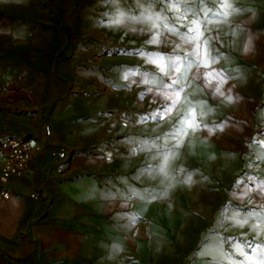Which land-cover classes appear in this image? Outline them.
I'll return each instance as SVG.
<instances>
[{
  "label": "crops",
  "instance_id": "1",
  "mask_svg": "<svg viewBox=\"0 0 264 264\" xmlns=\"http://www.w3.org/2000/svg\"><path fill=\"white\" fill-rule=\"evenodd\" d=\"M171 3L0 0V39L24 44L16 67L0 66V136H23L39 145L46 127L50 144L28 176L0 171V264H153L151 251L173 264L178 249L141 250L136 243L140 224L190 210L208 228L193 234H203L193 264H260L264 258L263 234L233 233L229 236L237 238L228 249L222 230L206 221L218 211L224 217L231 206L251 225L261 223L257 214L264 216V0H231L240 11L226 22L201 25L205 37H219L212 43L222 58L213 67L228 77L223 90L231 89L233 101L225 105L195 83L187 89L190 99L212 109L204 118L209 127L223 131L188 137L173 164L191 172L192 182L166 187L159 176L142 175L146 164L155 162L150 152L138 150V142L151 144L169 130L164 121L157 127L155 121L140 120L153 112L140 109L159 108L160 97L154 101L139 74L125 76L133 70L157 72L145 55L171 53L175 43H182L160 27L187 31ZM176 7L203 21L217 6L212 0H192ZM155 32L161 40L168 38L167 45L146 43ZM9 55L5 51L0 60ZM141 93H147L143 99ZM241 176L242 190L223 211L229 200L224 189ZM162 190L167 194L159 199L143 198ZM36 192L41 197L33 199ZM234 202L252 208L238 210ZM236 241L244 255L233 248Z\"/></svg>",
  "mask_w": 264,
  "mask_h": 264
},
{
  "label": "snow or ice",
  "instance_id": "2",
  "mask_svg": "<svg viewBox=\"0 0 264 264\" xmlns=\"http://www.w3.org/2000/svg\"><path fill=\"white\" fill-rule=\"evenodd\" d=\"M113 2L115 3L116 0H113ZM191 2L192 0H172V3L169 5L172 11L180 13L177 19L187 29L186 32H180L175 26L160 25L170 35L177 36L182 43H175L171 53L161 52L147 55L143 52L137 53L145 55L146 61L155 65L158 71L137 73V71L133 70L125 76V78H129L139 74L140 82L150 85L147 92H153L154 101L155 97H160V107L142 116L140 120L142 122L155 121L157 122V127L160 126V121H164L169 125V130L156 136L151 144H148L146 141L138 142V150L150 152L151 159L155 162L154 164L147 163L142 175L159 176L166 187H171L173 181L182 183L192 182L191 172L177 169L173 164V161L179 155V149L185 144V140L188 137L194 136L198 131H207L209 135H213L215 131H223V128L214 129L209 127L208 122L204 118L212 109L204 101H193L190 99L187 89L191 88L195 83L200 92L218 98L220 102L223 101L225 94L230 89L223 90V85L227 83L228 77L213 67L222 58L217 51L218 45L212 43L218 40L219 37H205L201 25L203 24L206 28L208 24L213 22H226L231 14L240 11V9L234 7L231 0H212V3L217 6L215 11L205 17L203 21H198L195 13L189 17L186 12L181 13L180 8L176 7V5ZM121 15L123 14L121 13ZM156 19L159 20L160 17ZM115 22L120 23V20L117 19ZM152 28H157L155 22H153ZM0 30L3 29L0 28ZM146 43H164L167 45L168 38L165 37L161 40L159 32H155ZM185 45H188L186 49ZM177 49H182L183 51H177ZM200 68H204L206 71L201 73ZM193 69L196 71L193 72ZM146 94L141 93L139 99H143ZM204 139L206 141L207 137ZM260 143L264 144V141ZM260 159L264 160V154H260ZM177 172L182 175L178 176ZM262 190H264V187H262ZM166 194V191L162 190L161 193H146L143 198L159 199ZM221 215H223V212H221ZM257 217L261 220V223L253 225V230L259 229V232L264 233V226H262L264 225V216L257 214ZM231 219L236 226L240 227H243L248 221V218H242L235 212L231 213ZM216 248L219 249L220 245L217 244ZM236 251L244 255L240 251L239 246H236ZM209 254H211V250H209ZM220 255H223L222 251ZM261 256L264 257V253ZM260 264H264V258L261 259Z\"/></svg>",
  "mask_w": 264,
  "mask_h": 264
},
{
  "label": "rangeland",
  "instance_id": "3",
  "mask_svg": "<svg viewBox=\"0 0 264 264\" xmlns=\"http://www.w3.org/2000/svg\"><path fill=\"white\" fill-rule=\"evenodd\" d=\"M14 41V40H13ZM17 44L10 43L8 39H0V56L3 55L5 51H8L11 53L9 57L11 59L9 60H0V66L6 67V68H13L16 67V65L19 63V57L21 53L24 51V44L20 40H16ZM158 108L154 109H147V108H141L140 112L142 111H154ZM127 112L132 114L133 109L128 108ZM135 113V112H134ZM243 177H239L231 187L224 189V193L228 197V202L221 206L223 211H225L226 207L231 203L232 201V195L235 193H238L240 191L239 185L241 184V180ZM242 190V189H241ZM236 209L238 210H247L249 208H252V205L249 203H239L234 202ZM226 206V207H225ZM238 213L240 217L244 218V214L242 212H238L234 210V208L231 206L228 209V212L223 217L221 215V211H218L214 218H211L208 215L207 224H210V222H213L212 227H218L220 230L224 231L225 235L222 231L221 238L226 241V245L228 249H231V245L233 243V240H235L237 237L229 236L233 235V233H239L240 235H251L255 233L263 234L262 232H259V229L253 230V225L251 223L247 222L244 224L243 227L236 226L234 222L231 219V213ZM228 222V223H227ZM264 226V225H262ZM250 228V229H249ZM249 229L247 233L245 231ZM201 230V232L208 230L206 227V224L204 221L199 217V214H196L194 211H188L187 214H181L177 212H171V213H165L163 215H160L156 220L150 222V221H144L140 224V241L136 240L137 244L140 245L141 250L146 251L148 248H151L152 246L157 247H171L178 249L179 253V259L177 262H174L173 264H193L194 263V255L198 252L199 248L201 247L203 243L202 233L199 236H193L195 232H198ZM189 233V234H188ZM211 233V231L207 232ZM136 238V236H135ZM183 243L182 245H179ZM236 246H239V249L241 252H244L243 248L240 246V244L234 242L233 248L236 249ZM150 259L153 262V264H164L161 260L163 259L161 254L158 251H151ZM157 260V262H156ZM155 262V263H154Z\"/></svg>",
  "mask_w": 264,
  "mask_h": 264
},
{
  "label": "built area",
  "instance_id": "4",
  "mask_svg": "<svg viewBox=\"0 0 264 264\" xmlns=\"http://www.w3.org/2000/svg\"><path fill=\"white\" fill-rule=\"evenodd\" d=\"M41 144L35 145L23 136H0V167L7 176H28L33 170V162L49 146V132L44 127ZM63 158H66L64 155ZM60 165V163H57ZM40 193L33 194V199L40 198Z\"/></svg>",
  "mask_w": 264,
  "mask_h": 264
},
{
  "label": "clouds",
  "instance_id": "5",
  "mask_svg": "<svg viewBox=\"0 0 264 264\" xmlns=\"http://www.w3.org/2000/svg\"><path fill=\"white\" fill-rule=\"evenodd\" d=\"M245 52L248 51V47L247 45L245 46ZM234 87V85H233ZM231 89L228 90V92L225 94V98L223 99L222 103H224L225 105L231 104L232 103V96H231Z\"/></svg>",
  "mask_w": 264,
  "mask_h": 264
},
{
  "label": "bare ground",
  "instance_id": "6",
  "mask_svg": "<svg viewBox=\"0 0 264 264\" xmlns=\"http://www.w3.org/2000/svg\"><path fill=\"white\" fill-rule=\"evenodd\" d=\"M221 115H222V114H221ZM0 171H3V170H2V167H0ZM227 223H228V222H227ZM188 234H189V233H188ZM204 248H205V247H204ZM204 248H203V249H204ZM207 248H209V247L206 246L205 249H207ZM203 249H202V250H203ZM210 249H211V248H210ZM210 249H209V250H210ZM204 251H207V250H204ZM207 252H208V251H207ZM208 253H209V252H208ZM211 253H212V252H211ZM214 253H215V252H214ZM212 254H213V253H212ZM161 255H162V254H161ZM213 255H214V254H213ZM200 256H201V255H200ZM203 256H204V255H203ZM205 256H207V255H205ZM208 256H211V255H208ZM215 256H216V254H215ZM215 256H214V258H215ZM212 257H213V256H211V258H212ZM217 257H218V256H217ZM214 258H213V261H214ZM215 259H217V258H215ZM161 261H162V260H161ZM156 262H157V260H156ZM162 262H163V261H162ZM207 262H209V261H207ZM154 263H155V262H154ZM212 263H213V262H212ZM158 264H159V262H158ZM160 264H162V263H160ZM214 264H218V263H214Z\"/></svg>",
  "mask_w": 264,
  "mask_h": 264
}]
</instances>
